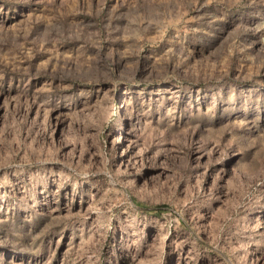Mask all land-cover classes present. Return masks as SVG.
<instances>
[{
    "label": "rangeland",
    "instance_id": "374dc122",
    "mask_svg": "<svg viewBox=\"0 0 264 264\" xmlns=\"http://www.w3.org/2000/svg\"><path fill=\"white\" fill-rule=\"evenodd\" d=\"M0 264H264V0H0Z\"/></svg>",
    "mask_w": 264,
    "mask_h": 264
}]
</instances>
